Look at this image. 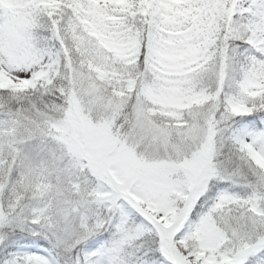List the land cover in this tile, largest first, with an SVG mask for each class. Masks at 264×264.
<instances>
[{"label": "snow or ice", "instance_id": "obj_1", "mask_svg": "<svg viewBox=\"0 0 264 264\" xmlns=\"http://www.w3.org/2000/svg\"><path fill=\"white\" fill-rule=\"evenodd\" d=\"M0 264H264V0H0Z\"/></svg>", "mask_w": 264, "mask_h": 264}]
</instances>
